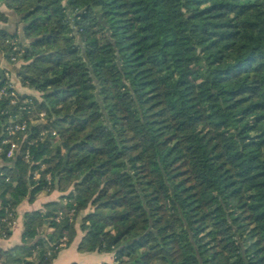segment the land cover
Segmentation results:
<instances>
[{
  "label": "trees",
  "instance_id": "trees-1",
  "mask_svg": "<svg viewBox=\"0 0 264 264\" xmlns=\"http://www.w3.org/2000/svg\"><path fill=\"white\" fill-rule=\"evenodd\" d=\"M7 7L24 41L0 28L3 64L21 62L50 120L31 127L44 139L0 154V237L24 199L71 189L24 213L2 264H51L76 235L68 214L88 206L77 248L115 264H264V0Z\"/></svg>",
  "mask_w": 264,
  "mask_h": 264
},
{
  "label": "rangeland",
  "instance_id": "rangeland-1",
  "mask_svg": "<svg viewBox=\"0 0 264 264\" xmlns=\"http://www.w3.org/2000/svg\"><path fill=\"white\" fill-rule=\"evenodd\" d=\"M13 65H15L18 69H23V68H20L21 62H19V61H16ZM0 67L2 68L1 69L2 70V74L5 73V72L7 73L8 77L5 75L6 76V80L7 79L10 80L12 85H13V82H12L13 79H18L20 85H22L24 87H27L31 91L30 92L31 95H30V94H27V93L26 94L18 93V91H16L14 89L16 91V93H17V97H16L17 99L14 98L13 103H9L10 99H8V105L6 107H4V109H3V112H6L8 110V108H10V109L13 108V111L15 112V113L11 112L10 117H9V119L7 121V124L4 126L5 132L4 133L2 132V134H0V137L2 136L0 138V145H1L2 149H4L5 145L9 146L10 142H15L18 145V149L15 150V152L13 151L12 156L8 157V158H13L14 159V157L16 158L18 156L19 151L21 149V146L26 140H27L26 141L27 144H31V143H34L38 137H41L42 139H44L45 134H46V130L45 129H42L41 131H39L37 136H34L33 138H29L31 136V133H32L31 132V127L32 126H36V125L44 124L48 120H50V118L46 115V113L43 110H39L37 108L36 104H34V102H33L34 98H36L38 102L41 101L40 92L37 91L36 89L30 88V87H28L26 85H23L22 80H21L20 76L18 75V72H16V71L15 72H11L4 65H1ZM0 79H2V77ZM13 88H15V87L13 86ZM24 100H27L29 102L30 107H31V110L28 113H27L26 109H23V106H25V104H26V103H24ZM24 112L26 114L25 116H23ZM24 121H25V129L24 130H20L19 129L20 128V124L22 122H24ZM17 127H19V128H17ZM52 134H55V131H52ZM3 139H6L9 143L6 142L4 144H1V140H3ZM1 148H0V154L3 152V150ZM27 151H28V149H26L24 151L23 159L30 162L29 152H28V155H26ZM70 188H71V186H70ZM91 209L92 208L90 206L85 208L84 210H87V212L85 214L89 213L91 211ZM84 210H83V212H84ZM74 214H75V212L72 211L68 215L71 216V219L75 220V224L74 225H75L76 231H77L78 225L80 227L81 217L83 215H85V214H83L82 211L79 212L75 216H74ZM23 218H24V216H23ZM14 220H15V218L13 219V221ZM13 221L11 223V226L13 224ZM46 227H49V226L46 225L44 227V229ZM46 231H47V228L42 231V233H41L42 235L40 234V236H44ZM65 242H66V240L60 241V244L64 245ZM65 246H67V245H65ZM65 246L60 247V249L65 247ZM81 252H86V251H81ZM95 252H96L95 254H97L96 262L95 263L92 262V263H89V264H103V263L115 264V254H114L113 251H95ZM86 253H88V252H86ZM100 256H102L103 259H99V258H101Z\"/></svg>",
  "mask_w": 264,
  "mask_h": 264
},
{
  "label": "crops",
  "instance_id": "crops-1",
  "mask_svg": "<svg viewBox=\"0 0 264 264\" xmlns=\"http://www.w3.org/2000/svg\"><path fill=\"white\" fill-rule=\"evenodd\" d=\"M10 3L11 0H1L0 2V10L4 12L8 17L6 22H0V28L8 31L10 34H13L15 32H17L18 34L19 25L21 24L19 22V15H17L13 10L7 7V4ZM3 62V53L0 51V66L4 65ZM12 82L13 86L15 87L14 89L18 91V93H27L31 95V91L27 87L20 85L18 79H13ZM70 189V187L65 190H59L58 188H54L48 193H39L33 201H28L27 199H24L16 207V217L11 226V234L8 237H0V264H2L3 262V251L8 250L13 246L21 243L24 213L26 211L41 209L43 204L48 201L60 200L61 197L63 195H66ZM86 212L87 210H84V212L82 211L83 214H85ZM82 236L83 232L81 231L78 225L76 235L72 242L58 251L56 258L52 261L51 264H72L75 262L78 264H89L92 262L95 263L97 259V254H95V251L86 253L79 251L77 248V245L80 242ZM100 257L101 258L99 259H103L102 256Z\"/></svg>",
  "mask_w": 264,
  "mask_h": 264
},
{
  "label": "built area",
  "instance_id": "built-area-1",
  "mask_svg": "<svg viewBox=\"0 0 264 264\" xmlns=\"http://www.w3.org/2000/svg\"><path fill=\"white\" fill-rule=\"evenodd\" d=\"M15 59V57L14 56H12L11 57V60H14ZM7 76V73L5 72V73H3L2 74V76L1 77H3V78H5L6 79V76ZM8 77V76H7ZM17 97V93H16V91L14 90V88H13V85L11 84V81L10 80H6L5 82H4V84H2L1 86H0V100H3V99H10V101H9V103H13V100H14V98L15 99H17L16 98ZM24 103H26L25 104V106H23V109H26V111H27V113L28 112H30V110H31V107H30V105H29V102L27 101V100H24ZM23 123V124H22ZM21 124H20V128L19 127H17V128H19L20 130H24L25 129V121L24 122H22ZM8 132V131H7ZM40 139H41V137H39ZM6 142H8L6 139H3V140H1V144H4V143H6ZM36 142V141H35ZM34 142V143H35ZM9 143V142H8ZM34 143H31V144H34ZM0 148H1V145H0ZM2 149V148H1ZM18 149V145L15 143V142H10L9 143V146H8V148H7V150H6V153H5V156L8 158V157H10V156H12V153H13V151L15 152V150H17ZM3 150V149H2ZM1 150V151H2ZM26 155H28V151H27V154ZM36 176V173H34V177ZM60 217H61V213L56 217V221H58L59 219H60ZM63 240H65V236H63L62 237V239H61V241H63ZM63 244H58V246H62Z\"/></svg>",
  "mask_w": 264,
  "mask_h": 264
},
{
  "label": "water",
  "instance_id": "water-1",
  "mask_svg": "<svg viewBox=\"0 0 264 264\" xmlns=\"http://www.w3.org/2000/svg\"><path fill=\"white\" fill-rule=\"evenodd\" d=\"M98 19H99V21H101L102 24H105V21L100 19V15L99 14H98ZM18 34H19L20 39L23 42L24 41V36H23V24L22 23L19 25ZM1 69L2 68L0 67V76H2V70ZM16 72L21 73L23 75H26V73H25V71L23 69H18Z\"/></svg>",
  "mask_w": 264,
  "mask_h": 264
}]
</instances>
